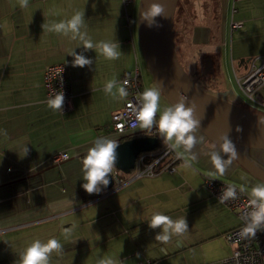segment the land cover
<instances>
[{
    "label": "crops",
    "instance_id": "1",
    "mask_svg": "<svg viewBox=\"0 0 264 264\" xmlns=\"http://www.w3.org/2000/svg\"><path fill=\"white\" fill-rule=\"evenodd\" d=\"M210 1L208 5L220 7L219 0ZM138 2L125 6L122 0H0V264H23L27 248L36 241L43 245L49 240L60 243L59 249L49 253V264H80L84 241L72 243L55 234L56 220L71 210L66 207L71 201H61L55 213L53 197L68 180L69 170L74 168L85 178L87 169L80 158L57 164L53 157L79 156L96 142L116 138L110 125L111 115L126 98L119 91L123 88L121 79L136 66L140 70ZM244 3L238 20L243 21L240 34L247 44L254 32H259L264 40V0ZM230 7L226 5V13L230 14ZM235 13L236 10L233 17ZM77 16L80 23L72 31L69 25ZM224 21L222 18L219 46L226 31ZM60 24L65 27L58 29ZM198 29L202 30L196 27L191 33L195 40ZM209 37L205 28L199 43L208 42ZM86 43L92 47H86ZM105 46L113 50V57L105 55ZM206 48L211 51L210 46ZM77 57L87 63L77 65ZM249 59L241 56L238 66L247 68ZM209 62H205L206 71L211 66ZM262 63L263 59L257 67ZM54 64H64L66 68L71 93V104L66 110L53 108L46 98L43 71ZM262 91L264 86L258 91L264 99ZM155 119L159 124L157 113ZM193 130L197 151L183 148L180 154L186 160L181 158L172 173L123 177L125 186L112 193L114 207L99 212L102 218L103 214L116 219L123 216L122 221L99 232L101 235L108 231L99 241V264L146 260L151 264H222L215 239L237 227L240 221L233 211L209 195L203 185L209 175H201L200 171L225 176L210 162L216 156L225 172H235L253 186L264 188V179L251 175L232 157L210 145L196 128ZM246 157L264 172V153L249 150ZM157 216L167 218L173 226L183 220L185 230L176 233L170 227L165 233V225L161 224L154 243L148 241L144 229ZM57 222L61 230L62 225ZM165 235L166 241L159 239ZM110 241L112 244L104 248L103 243ZM73 252L76 257L67 260ZM228 252L227 247L225 253Z\"/></svg>",
    "mask_w": 264,
    "mask_h": 264
},
{
    "label": "rangeland",
    "instance_id": "2",
    "mask_svg": "<svg viewBox=\"0 0 264 264\" xmlns=\"http://www.w3.org/2000/svg\"><path fill=\"white\" fill-rule=\"evenodd\" d=\"M210 0H181L180 3L183 4V13L184 16L183 23H185L186 27L192 28V34L194 32V29L196 27L206 28L209 31V34H215L217 37H219V31L222 28V18L224 21L225 29L226 31L221 35L222 39V45L220 47H217V51L219 52V83L218 87L219 90L224 89V92H227V95H225L226 99L232 103L239 104L246 108H253L258 109L262 112H264V108L256 106L254 103L249 101L246 97H244L241 92L238 90V86L235 80V75L238 77H243L248 73V70L251 69L252 66L257 67L261 62L262 59L264 60V40L263 37H261L259 32H254L252 35V38L249 39V43L247 44L246 38L242 36L240 33L242 32L241 27L243 26V21H238L239 16L245 6L244 0L240 2V0H230L227 3V0H219L220 1V7L223 8L224 13H222V9L219 7L217 8V12L212 11L211 15H209V18L205 19L201 16L204 15V12L206 11V7L204 5L208 3ZM214 2V1H213ZM230 7V14L225 12V7ZM218 7V4H216ZM236 10V13L233 17V10ZM234 18V22L236 23L237 27L233 28L234 31L230 32V22H232ZM229 22V25H228ZM183 27V29L186 31V27ZM179 28V27H177ZM176 25L174 24V29L176 30ZM180 31V28H179ZM195 34V33H194ZM180 40L182 43H187L185 38L186 36H190V34H183ZM193 38V39H192ZM193 40H195V36H193ZM190 41V40H189ZM199 45L198 41L195 42V46ZM182 46V44H181ZM180 48V47H179ZM211 52H214V47L210 46ZM181 52V51H180ZM138 53H139V65H140V72H141V82H142V99H143V93L148 88H153L158 91L155 83L153 82L150 74L148 73V70L146 68V65L144 63V60L142 58L139 44H138ZM186 55V53H185ZM242 57H245L246 59L250 58L247 62V68L240 67L237 64V61L241 59ZM185 57V56H184ZM210 65V62H209ZM205 70V68H204ZM207 71H203V74ZM235 74V75H234ZM264 84L261 87H263ZM159 92V91H158ZM160 93V92H159ZM209 93V92H207ZM264 95V91L261 92ZM211 94V93H210ZM214 95V94H213ZM161 97V95H160ZM144 102V100H143ZM168 108H171L168 102L161 97L160 100V108L157 111V114L159 117L163 113V111L167 110ZM195 131V130H192ZM191 135V132L186 134ZM192 136V135H191ZM204 137V136H203ZM157 138L159 140L158 146L152 151L153 154L157 155L161 153V151L165 147V136L164 134L157 133ZM204 139H206L204 137ZM171 146L174 148V150L181 156V158L186 160L185 157H182L180 154L184 149L192 150L195 149V152L197 151V146L195 145V142L191 146V148H188L183 143H176L175 137H173L171 140L166 139ZM209 141V140H208ZM210 145L214 144L212 142H208ZM175 145V146H173ZM79 161V160H78ZM212 159H210V162ZM225 176H213L211 173H205L201 172V175L208 174L209 176H213V178H216L221 181H226L227 183L234 184L238 187H240L243 191H245L249 196L258 199L261 201L258 197H256L253 194L254 189H258V187L251 185L249 182L244 181L239 177V175L235 172L229 173L228 171L225 172V170H222ZM133 171L125 174L127 176H132ZM119 175V173H118ZM120 176V175H119ZM126 176V177H127ZM68 180L63 183L62 186L59 187V191H56L54 195V204L55 207V213H58L60 209V202L61 201H68L70 200L71 203L67 205L66 207H70L71 210L67 212L66 214H63L59 217V219L56 220V227H55V234H59V238H65L69 242L75 243L78 241H84V252H82V259L80 260V264H99V241L104 240L106 237V234H108V231H104L99 234L100 231L103 230V227H108L109 224L122 221L123 216H119L118 219H116V216H111L110 214H103V218L99 217V212H101L102 209L105 207L113 208L114 207V197L112 196V193H116L117 191L122 189L123 186H125L126 181L123 180L122 186H117L113 188L110 191L102 192L100 188L96 185V190L92 193H88L84 189V185L88 183L87 180H85L84 177H81L76 173V170L72 168L69 170L68 174ZM202 178V177H201ZM258 183V182H257ZM213 197L212 195H210ZM264 202V201H263ZM25 207H28L25 205ZM24 207V208H25ZM11 217V214L9 215ZM134 220V214H131L130 221ZM59 221L62 225V228L58 227ZM65 225V226H64ZM159 229V226L153 227L152 223L147 224V227L144 229L143 235L148 240L154 243V241L157 238V231ZM60 230V232H59ZM111 238V237H110ZM216 245L218 246V249L220 251V257L225 253L227 250V246L224 242V239L222 235L216 237L215 239ZM112 241L109 243H103V247L106 248L108 245H111ZM75 258L76 253L73 252L71 256L67 257V260L69 258ZM97 259V260H96ZM71 264H74V261H72Z\"/></svg>",
    "mask_w": 264,
    "mask_h": 264
},
{
    "label": "water",
    "instance_id": "3",
    "mask_svg": "<svg viewBox=\"0 0 264 264\" xmlns=\"http://www.w3.org/2000/svg\"><path fill=\"white\" fill-rule=\"evenodd\" d=\"M177 2L178 0L138 2L137 37L148 73L171 108L174 109L179 103L184 104L185 110L191 108L194 128L221 152L232 157L241 168L263 180L264 172L255 167L246 153L250 149L264 150V114L226 100V93L221 96L207 93L197 85L196 78L189 77L177 58L174 45L173 17ZM156 4L162 5L164 12L152 17L149 12ZM153 134L152 128H148L110 140L117 145L112 165L115 170L122 174L132 171L139 154L152 152L158 146L159 140ZM225 142L232 146V151L223 150ZM88 152L66 159L83 157L84 162ZM105 179L107 184L97 183L102 192L110 191L114 186L111 172L106 174Z\"/></svg>",
    "mask_w": 264,
    "mask_h": 264
},
{
    "label": "built area",
    "instance_id": "4",
    "mask_svg": "<svg viewBox=\"0 0 264 264\" xmlns=\"http://www.w3.org/2000/svg\"><path fill=\"white\" fill-rule=\"evenodd\" d=\"M134 0H122L126 6ZM234 11V10H233ZM237 27L235 22H230V28ZM235 80L240 92L256 106L264 108V100L256 94L260 86L264 84V63L259 67L252 66L248 73L243 77H236ZM121 83L126 93L123 106L111 115V129L115 135L123 136L137 131L141 128L137 114L143 108L141 73L136 66L133 72L122 77ZM43 86L48 101L55 100L57 95H62L63 100L59 110H66L71 104V93L66 75L64 64H54L47 66L43 71ZM152 128L154 134L161 133L159 124L153 117ZM153 156L151 152L141 153L136 157L133 168V178L142 176H154L162 172L172 173L175 164L181 159L180 155L174 150L166 140L165 147L159 153V157L147 163L146 159ZM67 158L64 154H57L53 157V162L57 163ZM166 158L169 161L162 163ZM111 174L114 184L123 185L120 172L112 166ZM119 173V175H118ZM203 185L209 195L224 203L238 217L240 224L238 227L225 233L222 237L229 249L228 253L222 255V264H264V223L254 232L248 233L246 229L252 223V214L259 211L260 201L252 198L234 184L217 180L206 176ZM114 187V188H115ZM231 190L234 196L226 197V193ZM256 201V203H253ZM1 233V231H0ZM134 264H151L150 260L136 262Z\"/></svg>",
    "mask_w": 264,
    "mask_h": 264
},
{
    "label": "clouds",
    "instance_id": "5",
    "mask_svg": "<svg viewBox=\"0 0 264 264\" xmlns=\"http://www.w3.org/2000/svg\"><path fill=\"white\" fill-rule=\"evenodd\" d=\"M164 12V8L160 4H156L151 7L149 15L155 17ZM80 23V16L75 17L69 27L72 31H75L77 25ZM58 29H63L64 24L57 26ZM86 47L91 48V43H86ZM106 56L109 58L114 56L113 50L105 46L103 49ZM75 63L79 66H83L87 61L77 57ZM111 84L108 85L111 88ZM121 95H126L123 88L120 90ZM63 96L57 95L55 100L51 101V106L53 108H60L62 104ZM143 108L137 114V119L140 121V126L142 128H149L152 125L153 117L156 115L157 111L160 108V93L153 89L148 88L143 93ZM193 110L191 108L185 110L184 104L179 103L176 107L168 108L163 111L159 119V129L165 138L171 140L173 137L176 139V143H183L188 148L194 143V138L191 135L186 134L190 133L195 127V122L192 119ZM118 137V136H116ZM175 146V145H173ZM117 147L116 143L113 141H107L104 143L96 142L95 146L89 149L88 155L84 160V166L88 170L85 175V179L88 181L83 187L88 193H92L96 190L97 183L107 184L108 181L105 179L107 173L111 171L113 161L115 159V148ZM223 150L225 152L232 151V146L225 142L223 145ZM212 163L215 164L221 171L223 170L221 162L218 157H212ZM253 194L258 197L261 201H264V188H258L253 190ZM234 196V192L229 190L226 193V197ZM256 203V201H253ZM264 223V202L260 203L259 211L252 214V223L246 229L248 233L254 234L255 230ZM161 224L165 225L164 231L168 232L170 227H174L176 233H181L185 230V223L181 220L179 223L174 226L170 221L162 216H157L153 218L152 226L157 227ZM161 240H167L168 236L159 237ZM60 243L55 240H49L47 244H41L39 241L34 242L29 248L26 249L23 256V264H49V253L59 249Z\"/></svg>",
    "mask_w": 264,
    "mask_h": 264
},
{
    "label": "trees",
    "instance_id": "6",
    "mask_svg": "<svg viewBox=\"0 0 264 264\" xmlns=\"http://www.w3.org/2000/svg\"><path fill=\"white\" fill-rule=\"evenodd\" d=\"M180 1L181 0H178V2L176 4L175 13H174V17H173V30H174L173 38H174V45H175V51H176L177 58H178L179 62L181 63V65L183 66V68L186 71V73L189 75V77L192 78V79H195V78L197 79V85L201 89H203L205 92H209L211 94H214V95H217V96H221V94L224 92V89H222V90L220 89L219 90L220 87L217 86L218 83H219V65H220V61H219V52L217 51L216 48L220 47L219 43H218L219 37H217V35H215V34H211L210 37L208 38V42L199 43V41H202V38H203V35H204V29L203 28H202V30L198 29L197 30L198 31L197 32L198 33V37H197L196 41H198L199 45L195 46V43L192 42V39H191L192 38V35H191L192 28L191 27L188 28V26L186 27L185 26L186 24L183 23V20L185 18L182 15V13H183V4H181ZM208 3H212V1H209ZM205 6H207L206 7L207 9L204 12V15L201 16L202 18H205V19L207 17L209 18V15H211L212 11L217 12V8L216 7H212V6L208 5L207 3L204 5V7ZM174 24L176 25V28L177 27L180 28V31H179V28H177L176 30L174 29ZM184 26L186 27V31L183 29ZM185 33L190 34V36H186L185 37V38H187L186 39L187 43H182L180 38L182 37L181 35H183ZM207 43L209 45H207ZM181 44H182V46H181ZM207 46H213L215 51L214 52L209 51V49L206 48ZM185 53H186V55H185ZM206 60H209L211 62V66H210L209 70L206 73L203 74ZM235 76L238 77L237 75H235ZM238 90H239V88H238ZM258 91H256V94L259 93ZM225 99H226V97H225ZM262 99H263V97H262ZM237 105H239V104H237ZM239 106H241V105H239ZM244 108H246V107H244ZM246 109H249V110H251L253 112H256V113L264 114V112H262V111H260L258 109H253V108H249V107L246 108ZM123 135H125V134H123ZM153 135H155L157 137V134H153ZM250 151L251 152H256V153H264V150L250 149ZM151 154L153 156H151V157L146 159L147 163H150V162L154 161L156 158L159 157V154L155 155L152 152H151ZM79 158L83 161V157H79ZM167 161H169V160L164 158L162 160V163H166ZM120 175H121L122 179H124L123 177L127 176V175L122 174V173H120ZM115 186H116V184H114L113 188ZM222 204L227 209H229L224 203H222ZM232 229H234V228H232ZM232 229H230L229 231H231ZM229 231H226L225 233H227ZM225 233H223L222 236ZM151 263H152V261H151Z\"/></svg>",
    "mask_w": 264,
    "mask_h": 264
},
{
    "label": "flooded vegetation",
    "instance_id": "7",
    "mask_svg": "<svg viewBox=\"0 0 264 264\" xmlns=\"http://www.w3.org/2000/svg\"><path fill=\"white\" fill-rule=\"evenodd\" d=\"M142 129H148V128H141V129H138V130H142Z\"/></svg>",
    "mask_w": 264,
    "mask_h": 264
},
{
    "label": "bare ground",
    "instance_id": "8",
    "mask_svg": "<svg viewBox=\"0 0 264 264\" xmlns=\"http://www.w3.org/2000/svg\"><path fill=\"white\" fill-rule=\"evenodd\" d=\"M124 180V179H123ZM245 192V191H244ZM246 193V192H245Z\"/></svg>",
    "mask_w": 264,
    "mask_h": 264
}]
</instances>
